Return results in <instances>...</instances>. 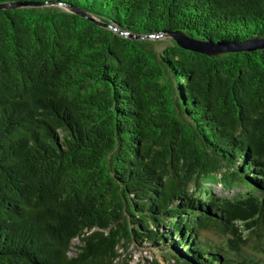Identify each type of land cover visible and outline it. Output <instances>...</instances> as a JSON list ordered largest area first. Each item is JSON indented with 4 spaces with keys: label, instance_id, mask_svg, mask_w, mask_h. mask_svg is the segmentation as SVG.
<instances>
[{
    "label": "trees",
    "instance_id": "obj_1",
    "mask_svg": "<svg viewBox=\"0 0 264 264\" xmlns=\"http://www.w3.org/2000/svg\"><path fill=\"white\" fill-rule=\"evenodd\" d=\"M14 1L31 4L0 9V264H116L133 242L264 264V48L150 38L264 37V0Z\"/></svg>",
    "mask_w": 264,
    "mask_h": 264
},
{
    "label": "water",
    "instance_id": "obj_2",
    "mask_svg": "<svg viewBox=\"0 0 264 264\" xmlns=\"http://www.w3.org/2000/svg\"><path fill=\"white\" fill-rule=\"evenodd\" d=\"M31 3L26 2V1H14V2H3L0 3V9L2 8H11V7H23V6H27L30 5ZM58 5L64 7L67 11L78 14L86 19H89L91 21L96 22L99 25L102 26H108L109 28H112L113 30H117L115 27H112L108 24H104L99 22L96 18H94L90 13L85 12L84 10H82L81 8H79L78 6L75 5H71V4H66V3H62V2H58ZM118 31V30H117ZM120 34L122 35H127V33L125 32H121L119 31ZM170 36L173 38V40L175 41V43L177 44L178 47L183 48V49H187L193 52H198L201 54H206V55H212L214 53H218L221 51H234V50H251L254 48H264V37H260V38H254L251 40H247L244 41L243 43H233L230 41H220L216 44H212L208 41H201V40H197L194 39L192 37H189L187 35H185L184 33H182L181 31H172L169 33ZM153 36H157V34L153 35ZM129 37H133V35H129ZM174 259H172V261L169 263H173Z\"/></svg>",
    "mask_w": 264,
    "mask_h": 264
},
{
    "label": "rangeland",
    "instance_id": "obj_3",
    "mask_svg": "<svg viewBox=\"0 0 264 264\" xmlns=\"http://www.w3.org/2000/svg\"><path fill=\"white\" fill-rule=\"evenodd\" d=\"M154 40L160 41L156 44V49L161 50L164 45L171 40L170 34L158 33L157 36L150 37ZM205 184L211 188L212 193L219 196L231 197L234 196L237 191L241 192L242 189H226L221 182L206 181ZM74 245L78 243L77 239L73 240ZM76 247H72L70 255L74 254ZM122 258L116 264H150L153 259H157L161 264L166 261H172L166 252H162L155 247L146 245V243H130L126 250L122 251ZM264 258V255H261Z\"/></svg>",
    "mask_w": 264,
    "mask_h": 264
}]
</instances>
